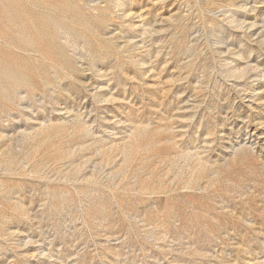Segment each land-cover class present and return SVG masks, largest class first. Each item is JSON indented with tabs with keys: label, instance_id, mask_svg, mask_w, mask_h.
I'll return each instance as SVG.
<instances>
[{
	"label": "rangeland",
	"instance_id": "obj_1",
	"mask_svg": "<svg viewBox=\"0 0 264 264\" xmlns=\"http://www.w3.org/2000/svg\"><path fill=\"white\" fill-rule=\"evenodd\" d=\"M0 264H264V0H0Z\"/></svg>",
	"mask_w": 264,
	"mask_h": 264
}]
</instances>
